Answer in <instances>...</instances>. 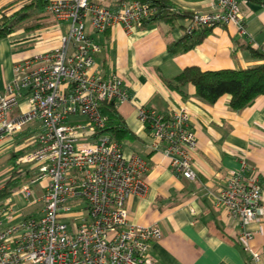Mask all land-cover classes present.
<instances>
[{
	"label": "built area",
	"instance_id": "built-area-1",
	"mask_svg": "<svg viewBox=\"0 0 264 264\" xmlns=\"http://www.w3.org/2000/svg\"><path fill=\"white\" fill-rule=\"evenodd\" d=\"M117 1L111 9L104 0H46L54 19L67 23L65 32L49 51L14 64L12 79L0 91V146L14 147L28 124H38L25 140L33 147L16 160L31 176L0 198V264H158L150 245L161 237L160 226L128 223L125 207L129 197L147 192L149 164L139 154L126 155L109 135L94 136L105 121L100 102L118 106L131 96L122 78L104 77L95 68L100 45L87 24L94 33L115 24L131 33L154 13L141 0ZM215 2L216 11L192 12L185 33L234 24L247 34L239 1ZM138 117L150 132L149 147L162 149L175 173L194 178L197 139L188 110L179 107L166 115L140 106ZM248 170L244 160L231 170L213 204L240 226L244 249L251 263L259 264L262 254L251 245L254 232L245 225L264 210V194L259 176Z\"/></svg>",
	"mask_w": 264,
	"mask_h": 264
},
{
	"label": "crops",
	"instance_id": "crops-1",
	"mask_svg": "<svg viewBox=\"0 0 264 264\" xmlns=\"http://www.w3.org/2000/svg\"><path fill=\"white\" fill-rule=\"evenodd\" d=\"M117 0H104L115 9ZM173 11H216L215 0H166ZM24 0H0V15L9 14ZM245 35L234 24L215 25L193 48L172 54L167 44L185 35L186 16L172 22L158 20L149 26H137L126 33L120 24L94 33L87 31L100 45L95 68L104 76L118 75L127 85L131 99L118 105L135 139L123 145L126 155L139 154L148 164V183L143 197L131 196L126 201L128 223L160 226L162 235L151 242L150 253L158 264H252L239 238L240 226L228 219L213 204L231 170L246 162L248 171L257 173L264 194V95L243 110L229 108V95L208 104L195 94L193 85L184 87L185 95L170 90L164 83L184 67L195 65L202 70L239 69L262 62L250 49L264 57V4L239 1ZM67 23L54 19L46 8L40 9L12 34L0 39V91L13 77V65L30 59L36 53L52 49ZM145 106L168 115L179 107L190 114V129L197 147L193 153L192 179L175 173L162 149L149 147L151 136L138 117V108ZM26 108L22 99L19 109ZM16 108L15 114L19 110ZM38 129L30 123L24 135ZM20 132L14 145L24 135ZM26 139H24L25 142ZM13 148V147H12ZM2 143L0 154L9 152ZM254 232L251 245L261 252L264 264V210L245 225Z\"/></svg>",
	"mask_w": 264,
	"mask_h": 264
},
{
	"label": "trees",
	"instance_id": "trees-1",
	"mask_svg": "<svg viewBox=\"0 0 264 264\" xmlns=\"http://www.w3.org/2000/svg\"><path fill=\"white\" fill-rule=\"evenodd\" d=\"M141 1L154 8V13L142 20L140 26L143 27L158 20L164 19L172 22L177 16L189 17L192 14V12L186 14L173 11L166 0ZM245 1L264 4V0ZM45 6L46 0H24V3L11 13H2L0 15V39L12 34L22 23ZM211 28L195 27L190 33H185L184 37L169 42L167 44L168 51L177 54L193 48L200 43ZM250 50L254 56L264 59L262 53L253 49ZM164 83L170 90L180 92L183 95H185L184 87L191 84L195 88L196 96L208 104L215 103L223 95H229V108L239 112L251 105L258 96L264 95V60L239 69L202 70L195 65L186 66L172 78L165 79ZM98 109L100 114L105 117V121L103 126L96 130L95 137L107 134L117 141L122 148L126 141L136 138L129 130L118 106L113 101H101ZM24 130L25 128L20 135L25 134ZM32 147L33 143L20 140L9 151V160L13 165L8 172V178L4 182L3 188L0 189V198L12 193L31 176L30 171L23 172L24 169H21L16 160L20 155L31 150Z\"/></svg>",
	"mask_w": 264,
	"mask_h": 264
},
{
	"label": "rangeland",
	"instance_id": "rangeland-1",
	"mask_svg": "<svg viewBox=\"0 0 264 264\" xmlns=\"http://www.w3.org/2000/svg\"><path fill=\"white\" fill-rule=\"evenodd\" d=\"M15 112L11 113L9 117L13 116ZM74 121V118L71 119ZM81 120V119H79ZM29 125V124H28ZM29 137V135H24L20 140L26 139ZM13 163L9 160V152H5L3 154H0V182H3L7 179L8 177V172L12 168ZM32 209H26L23 212H30Z\"/></svg>",
	"mask_w": 264,
	"mask_h": 264
}]
</instances>
